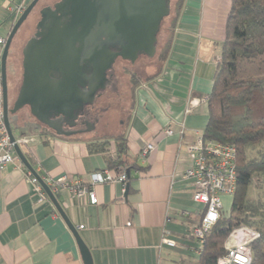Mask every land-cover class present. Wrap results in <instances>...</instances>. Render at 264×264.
I'll return each instance as SVG.
<instances>
[{
    "label": "crops",
    "instance_id": "obj_1",
    "mask_svg": "<svg viewBox=\"0 0 264 264\" xmlns=\"http://www.w3.org/2000/svg\"><path fill=\"white\" fill-rule=\"evenodd\" d=\"M31 1L0 0V38L6 39L16 22L9 9ZM229 7L230 0H182L171 27L160 32L155 60L141 69L140 78H129L126 109L108 115L88 134L42 131L27 108L10 116L15 139L28 140L20 148L40 178L69 176L86 182L97 171L117 175L119 171L109 164L118 157L120 144L126 148L121 158L140 168L130 171L125 187L120 182L95 185V206L66 191L58 195L89 249L92 264L197 262L198 245L191 231L203 206L193 201L191 181L184 178L191 167L187 147L203 135L207 124L206 99ZM16 56L10 49V106L18 87L11 81ZM190 103L192 111L185 115ZM167 129L173 131L171 136L164 134ZM148 142L154 143L155 151L144 160L140 151ZM24 169L20 162L0 169V264H83L72 233L48 198L38 202ZM220 198L223 210L228 198ZM164 237L175 246L164 245Z\"/></svg>",
    "mask_w": 264,
    "mask_h": 264
},
{
    "label": "water",
    "instance_id": "obj_2",
    "mask_svg": "<svg viewBox=\"0 0 264 264\" xmlns=\"http://www.w3.org/2000/svg\"><path fill=\"white\" fill-rule=\"evenodd\" d=\"M40 0H32L13 24L2 49V114L9 142L20 163L38 180L47 198L72 233L83 264H92L89 249L70 223L55 195L34 171L12 132L10 116L28 109L36 122L59 136L72 128L105 88L106 72L117 59L135 63L153 58L161 23L171 0H59L39 10L34 34L20 51V77L9 105L7 59L18 30ZM103 112L99 111L101 116ZM100 119V118H99ZM89 124V131L93 130ZM127 175L129 172H126ZM127 190V187H126Z\"/></svg>",
    "mask_w": 264,
    "mask_h": 264
},
{
    "label": "trees",
    "instance_id": "obj_3",
    "mask_svg": "<svg viewBox=\"0 0 264 264\" xmlns=\"http://www.w3.org/2000/svg\"><path fill=\"white\" fill-rule=\"evenodd\" d=\"M181 2L175 3L170 25ZM212 82L203 137L235 148L237 174L229 214L220 215L205 233L195 264H216L225 253L228 235L239 227L257 232L250 264H264V0H230ZM118 153L109 168L124 173L127 184L130 171L140 168L121 158L125 144L119 145ZM252 191L258 195L252 196Z\"/></svg>",
    "mask_w": 264,
    "mask_h": 264
},
{
    "label": "built area",
    "instance_id": "obj_4",
    "mask_svg": "<svg viewBox=\"0 0 264 264\" xmlns=\"http://www.w3.org/2000/svg\"><path fill=\"white\" fill-rule=\"evenodd\" d=\"M25 7L15 6L9 9L14 16V21L22 14ZM6 39L0 38V46L3 48ZM188 106L184 114L192 111L193 104ZM182 126V125H181ZM183 127V126H182ZM166 136H171L173 131H164ZM18 146L26 145L28 140L20 138L16 140ZM155 151L153 142H148L140 151V156L148 160ZM187 153L191 162V167L185 171L184 178L191 181L193 187L192 199L195 203L203 206L198 223L192 228L191 234L198 245L199 254L204 242L205 233L212 228L218 221L222 213L221 196L233 194L236 184V150L231 145H224L212 140H207L203 135L196 137L193 144L187 147ZM13 144L9 142V137L3 122L2 114V86L0 74V169L8 164L19 163ZM26 180L33 187V192L41 203L47 199L38 180L32 173L24 169ZM44 184L50 189L53 195H59L61 191H66L71 198L86 197L92 206L97 205L98 201L94 192L95 185L104 183L120 182L125 187L126 175L118 173L113 175L108 170L93 172L89 174L88 181L83 182L79 179H72L69 176H61L53 179L50 177L41 178ZM81 228V227H80ZM258 237L256 231L248 227H239L228 235L224 242L225 253L220 257L216 264H250L251 250L250 245ZM163 244L174 247V241L164 237Z\"/></svg>",
    "mask_w": 264,
    "mask_h": 264
},
{
    "label": "rangeland",
    "instance_id": "obj_5",
    "mask_svg": "<svg viewBox=\"0 0 264 264\" xmlns=\"http://www.w3.org/2000/svg\"><path fill=\"white\" fill-rule=\"evenodd\" d=\"M58 0H40L39 3L37 4V6L35 7V9L32 11V13L29 15V17L27 18V20L24 22V24L21 26V28L18 30L16 36L14 37V40L12 42L11 45V50L15 51L17 53V56L14 57L16 60V73H12V80L14 81L13 84L16 83V87L18 86L19 83V77H20V54L18 56V50L21 47L22 43L28 38V36H31L32 33L34 32V26L36 24V22L39 19V10L44 7V6H49L52 5L54 2H56ZM177 2V0H171V14L169 16V20H167L163 26V28L168 29L170 27V22L172 20V16L175 14V3ZM140 74V72H138V69L136 70L134 75ZM133 75V76H134ZM140 77V76H139ZM129 75L127 76H122L120 79V85H119V89H118V96L112 97L111 99H109L108 104L104 101V100H99L97 106H98V111L103 112L101 114L100 120H99V124L105 123L106 118L108 115H113L115 112H117L119 109L125 110L127 107V101L129 98ZM112 124L113 126L115 125V119L112 120ZM264 145V144H263ZM252 196H256L258 195L256 191H252L251 192ZM228 200L226 201V205L223 204V210H222V215L223 216H227L229 214L230 211V207H231V202H232V198L233 196H227Z\"/></svg>",
    "mask_w": 264,
    "mask_h": 264
},
{
    "label": "flooded vegetation",
    "instance_id": "obj_6",
    "mask_svg": "<svg viewBox=\"0 0 264 264\" xmlns=\"http://www.w3.org/2000/svg\"><path fill=\"white\" fill-rule=\"evenodd\" d=\"M171 8L172 7H171V1H170V14H171ZM170 14H169V16H170ZM169 16L164 18V20L161 23L160 31L157 35V45H156V52H155L154 57L148 58L144 55H140L138 57V59L135 61V63H133V64H131L128 61H122L121 59H117L115 64L113 65L112 69H110L106 72L107 81L105 83V88L96 94V96L97 95H100V96L96 98L93 106L86 109L84 116L82 118H80L79 120H77L74 127L70 128V129L69 128H63L64 133L69 134V135H71V134H73V135L88 134L90 123L93 124V126H94L93 130H95L96 126L99 124V120H100L99 118L101 117L99 115L98 106H97L99 100H104L108 104L109 99H111L112 97L118 96V89H119V85H120V79L122 76L124 77V76L129 75V77H132V78L133 77L134 78L139 77L142 74V70L146 67V65H148L149 63H152L155 60L156 54H157V47H158V37L160 35L161 30L163 29L165 22L170 19ZM33 34H34V32L32 33L31 36H28V38L26 40H28L30 37H32ZM26 40L22 43V45L20 47V51H21L24 43L26 42ZM20 51L18 52V56L20 54ZM137 69H138V72H140V74L134 75ZM37 125L42 131L43 130L48 131V129L44 125H41L40 123H37Z\"/></svg>",
    "mask_w": 264,
    "mask_h": 264
}]
</instances>
